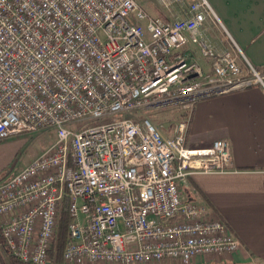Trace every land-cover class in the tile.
Instances as JSON below:
<instances>
[{
    "label": "built area",
    "instance_id": "2783aa9c",
    "mask_svg": "<svg viewBox=\"0 0 264 264\" xmlns=\"http://www.w3.org/2000/svg\"><path fill=\"white\" fill-rule=\"evenodd\" d=\"M207 17L229 46L208 37ZM255 85L264 87V68L248 62L206 0L172 20L136 0H0V140L55 134L0 178V247L22 264H46L66 210L67 264H190L237 251L227 224L180 186L232 164L225 139L186 145L195 102ZM163 106L179 108L170 126L142 115Z\"/></svg>",
    "mask_w": 264,
    "mask_h": 264
},
{
    "label": "crops",
    "instance_id": "0c3cea01",
    "mask_svg": "<svg viewBox=\"0 0 264 264\" xmlns=\"http://www.w3.org/2000/svg\"><path fill=\"white\" fill-rule=\"evenodd\" d=\"M195 1L165 6L151 0L140 5L152 17L172 20L184 16ZM240 48L257 68H264V0H206ZM204 31L220 49L229 46L225 32L211 17ZM206 72L209 63L198 49H189ZM245 69V61L239 57ZM216 139L228 141L231 166L224 172H197L180 186L184 199L204 204L229 227L241 247L229 254L197 255L190 264H264V87L255 85L195 102L186 133L189 147H207ZM113 264V263H87ZM145 264H181L179 261Z\"/></svg>",
    "mask_w": 264,
    "mask_h": 264
},
{
    "label": "rangeland",
    "instance_id": "374dc122",
    "mask_svg": "<svg viewBox=\"0 0 264 264\" xmlns=\"http://www.w3.org/2000/svg\"><path fill=\"white\" fill-rule=\"evenodd\" d=\"M136 1L145 5L151 0ZM178 110L177 106H163L161 109L147 110L142 115L149 117L158 126L167 127L178 119ZM54 140L55 134L52 129L24 132L0 140V178L18 171L40 155Z\"/></svg>",
    "mask_w": 264,
    "mask_h": 264
},
{
    "label": "trees",
    "instance_id": "16d2710c",
    "mask_svg": "<svg viewBox=\"0 0 264 264\" xmlns=\"http://www.w3.org/2000/svg\"><path fill=\"white\" fill-rule=\"evenodd\" d=\"M69 217L66 210L61 211L58 230L52 247L49 251V260L46 264H67L63 259V251L69 239L67 225ZM1 241V235H0ZM0 264H22L20 260L12 255L4 246L0 247Z\"/></svg>",
    "mask_w": 264,
    "mask_h": 264
}]
</instances>
